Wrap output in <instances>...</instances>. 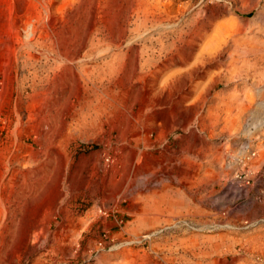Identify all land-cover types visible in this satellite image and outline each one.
Segmentation results:
<instances>
[{"label":"rangeland","instance_id":"rangeland-1","mask_svg":"<svg viewBox=\"0 0 264 264\" xmlns=\"http://www.w3.org/2000/svg\"><path fill=\"white\" fill-rule=\"evenodd\" d=\"M0 264H264V0H0Z\"/></svg>","mask_w":264,"mask_h":264},{"label":"bare ground","instance_id":"bare-ground-1","mask_svg":"<svg viewBox=\"0 0 264 264\" xmlns=\"http://www.w3.org/2000/svg\"><path fill=\"white\" fill-rule=\"evenodd\" d=\"M210 113V112H209ZM199 119H200V117H199ZM204 121V120H203ZM203 121H201V122H203ZM200 122V121H199ZM143 139V140H146V138L145 137H143V135L142 134H139L138 132H136L135 133V138H136V140H137V144H139V141L141 140V138ZM200 140H202V139H200ZM200 145V144H199ZM138 146V145H137ZM199 147V146H198ZM200 148V147H199ZM203 149V148H202ZM205 149H206V147H205ZM204 149V150H205ZM197 150V149H196ZM201 150V149H200ZM206 151V150H205ZM211 153V152H210ZM205 155V154H204ZM207 156V155H206ZM184 156H182L181 158H183ZM190 158V157H189ZM179 159V158H178ZM184 159H186V158H184ZM191 159V158H190ZM189 159V161H191ZM193 160V159H192ZM199 160V159H198ZM178 161H180V160H178ZM183 163H184V161H182ZM182 162H180V163H182ZM198 164V163H197ZM196 164V165H197ZM187 165H188V163H187ZM190 166V165H189ZM186 167V166H185ZM191 167V166H190ZM195 167V166H194ZM196 168V167H195ZM135 170H138V169H135ZM185 170V169H184ZM135 172V171H134ZM199 172V171H198ZM195 174H196V172H195ZM194 174V175H195ZM137 175V174H136ZM192 176V175H191ZM133 177H136V176H133ZM190 178H192L193 179V177H190ZM215 179V178H214ZM193 182V181H192ZM141 183V182H140ZM192 184V183H191ZM195 184V183H194ZM193 185V184H192ZM136 186V185H135Z\"/></svg>","mask_w":264,"mask_h":264}]
</instances>
